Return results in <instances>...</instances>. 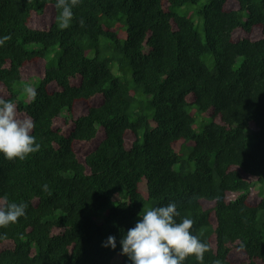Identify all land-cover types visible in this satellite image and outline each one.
<instances>
[{
	"label": "trees",
	"instance_id": "obj_1",
	"mask_svg": "<svg viewBox=\"0 0 264 264\" xmlns=\"http://www.w3.org/2000/svg\"><path fill=\"white\" fill-rule=\"evenodd\" d=\"M200 1L81 0L61 29L56 0H0V97L41 145L0 154V198L27 205L0 264H132L121 238L169 203L203 264H264V0Z\"/></svg>",
	"mask_w": 264,
	"mask_h": 264
},
{
	"label": "clouds",
	"instance_id": "obj_2",
	"mask_svg": "<svg viewBox=\"0 0 264 264\" xmlns=\"http://www.w3.org/2000/svg\"><path fill=\"white\" fill-rule=\"evenodd\" d=\"M80 2L81 0H56L54 7L60 10L58 26L61 29L70 26L72 9ZM79 23L83 26V18ZM10 39V35L0 38V45ZM25 92L30 100L35 99L36 91L33 87H26ZM34 126L30 117L18 116L16 104L0 97V154L8 160H24L30 154L38 152L41 145L31 134ZM43 189L48 190L47 184L43 185ZM26 207L25 203H10L7 196L0 198V227L16 223L18 218L25 215ZM178 215L175 203L146 208L140 215L142 219L121 238V254L126 255L132 264H183L189 256H194L199 264H203L204 254L210 250V246L192 234V219L183 218L177 222L175 217ZM102 246L114 249L115 237L108 236ZM213 264H221V261L215 260Z\"/></svg>",
	"mask_w": 264,
	"mask_h": 264
},
{
	"label": "rangeland",
	"instance_id": "obj_3",
	"mask_svg": "<svg viewBox=\"0 0 264 264\" xmlns=\"http://www.w3.org/2000/svg\"><path fill=\"white\" fill-rule=\"evenodd\" d=\"M203 3H204V0H201L199 5H201ZM199 5L191 7V10H193L195 12L199 8ZM192 20H193V23H194V26H195L196 30L201 32L202 31V27H201L202 20H201V18L197 14L193 13ZM50 53H54V51L51 50ZM33 81H37V79H35V78L30 79L29 83L27 84V86L33 87V85H34V83H32ZM25 88H26V86H19L18 85L16 87V92L20 96L23 95V97H22L23 101L27 102L29 100V98L27 97V94L25 92ZM196 118H197V123L194 125V130L199 132L200 129L208 122V118H205V117H203L200 114H197Z\"/></svg>",
	"mask_w": 264,
	"mask_h": 264
}]
</instances>
